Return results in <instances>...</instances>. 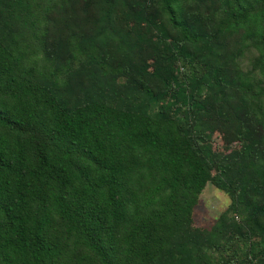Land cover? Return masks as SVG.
I'll use <instances>...</instances> for the list:
<instances>
[{
    "label": "trees",
    "instance_id": "16d2710c",
    "mask_svg": "<svg viewBox=\"0 0 264 264\" xmlns=\"http://www.w3.org/2000/svg\"><path fill=\"white\" fill-rule=\"evenodd\" d=\"M0 264H264V0H0Z\"/></svg>",
    "mask_w": 264,
    "mask_h": 264
},
{
    "label": "rangeland",
    "instance_id": "374dc122",
    "mask_svg": "<svg viewBox=\"0 0 264 264\" xmlns=\"http://www.w3.org/2000/svg\"><path fill=\"white\" fill-rule=\"evenodd\" d=\"M232 201L230 196L217 189L213 185H208L202 195L198 206L194 210L195 227L210 230L221 220L227 219L233 223V227H237L239 216L232 212Z\"/></svg>",
    "mask_w": 264,
    "mask_h": 264
}]
</instances>
